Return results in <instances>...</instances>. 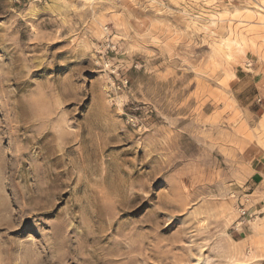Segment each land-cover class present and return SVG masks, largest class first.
Segmentation results:
<instances>
[{
  "label": "rangeland",
  "instance_id": "1",
  "mask_svg": "<svg viewBox=\"0 0 264 264\" xmlns=\"http://www.w3.org/2000/svg\"><path fill=\"white\" fill-rule=\"evenodd\" d=\"M263 166L264 0H0L2 264H258Z\"/></svg>",
  "mask_w": 264,
  "mask_h": 264
},
{
  "label": "clouds",
  "instance_id": "2",
  "mask_svg": "<svg viewBox=\"0 0 264 264\" xmlns=\"http://www.w3.org/2000/svg\"><path fill=\"white\" fill-rule=\"evenodd\" d=\"M41 102H43V98H41ZM70 99H66L63 103H71ZM63 106V104L61 105ZM11 190L12 196L11 199H15L16 201L20 200L22 189H20L15 183L11 182L9 177L0 174V198L7 195L8 190ZM27 198V197H25ZM2 264V262H0Z\"/></svg>",
  "mask_w": 264,
  "mask_h": 264
},
{
  "label": "crops",
  "instance_id": "3",
  "mask_svg": "<svg viewBox=\"0 0 264 264\" xmlns=\"http://www.w3.org/2000/svg\"><path fill=\"white\" fill-rule=\"evenodd\" d=\"M264 172V166L260 168V172H256L255 174V177H254V180H258L259 178H261L262 174ZM257 184V183H256ZM258 264H264V257L261 258L260 260H258Z\"/></svg>",
  "mask_w": 264,
  "mask_h": 264
},
{
  "label": "snow or ice",
  "instance_id": "4",
  "mask_svg": "<svg viewBox=\"0 0 264 264\" xmlns=\"http://www.w3.org/2000/svg\"><path fill=\"white\" fill-rule=\"evenodd\" d=\"M96 2V0H84V3L87 4V5H91V4H94ZM215 0H209V3H214ZM180 42L177 41V44H179Z\"/></svg>",
  "mask_w": 264,
  "mask_h": 264
}]
</instances>
